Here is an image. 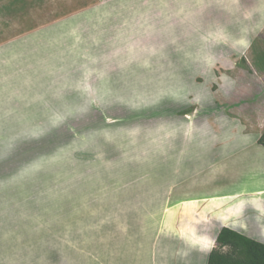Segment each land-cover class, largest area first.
<instances>
[{
    "label": "rangeland",
    "instance_id": "374dc122",
    "mask_svg": "<svg viewBox=\"0 0 264 264\" xmlns=\"http://www.w3.org/2000/svg\"><path fill=\"white\" fill-rule=\"evenodd\" d=\"M263 135L264 0H0V264L166 214L170 185L264 200ZM231 202L196 227L209 250L222 214L264 241Z\"/></svg>",
    "mask_w": 264,
    "mask_h": 264
},
{
    "label": "crops",
    "instance_id": "0c3cea01",
    "mask_svg": "<svg viewBox=\"0 0 264 264\" xmlns=\"http://www.w3.org/2000/svg\"><path fill=\"white\" fill-rule=\"evenodd\" d=\"M93 8H108V4L104 7L96 5ZM177 189V186L170 185L168 196L163 201L164 207L166 205V208L170 209L168 213L162 214L160 210L164 209H161L160 206H156L155 212L151 209L145 214L141 213L142 217L145 218H141V214L136 215V213H133L132 216L125 212H122L123 214L115 213V215L111 212V216L114 215L115 218L108 220V226L103 229L74 230L76 233L73 235L75 239L74 241L71 240L72 243H68V245L57 244V260L35 261L32 264H158L157 260L161 262L162 249H166L170 243L173 244L170 247H174L173 250L170 249L172 252L163 250L166 251L168 261H172V264H196L195 261L208 264L209 255L217 244V236L222 228L226 227L225 223L222 222L225 215L222 214V217L216 219L220 221L219 225L222 228L215 235L214 244L210 250L201 242L204 238L208 240V234L204 233L205 231L202 234L198 233L199 229L197 230L196 227L209 224L206 223V219L209 220L208 212H217L231 201L225 200V196L181 199L175 197ZM258 192H262V190ZM139 193L138 199L140 201V196L143 194ZM251 201L250 204H245L240 200L233 201L229 212L233 209L232 218H239L240 213L246 214L249 209H254L258 212L257 220L260 221L258 224H262L264 227V200L253 199ZM160 202L158 201L157 204H161ZM154 205L156 203L153 202L150 206ZM135 206L138 205L135 204ZM138 207L139 209L143 208V206ZM145 221L147 223H143ZM244 222L245 228L237 225V222L227 223V226H231V229L240 227L236 230L250 237L247 232L249 224L245 220ZM139 225L148 226V228L147 230L144 228L140 230L138 229ZM259 241L264 243L262 240ZM196 256L198 257L196 260H190L191 257ZM7 264L28 263L26 261H11Z\"/></svg>",
    "mask_w": 264,
    "mask_h": 264
},
{
    "label": "trees",
    "instance_id": "16d2710c",
    "mask_svg": "<svg viewBox=\"0 0 264 264\" xmlns=\"http://www.w3.org/2000/svg\"><path fill=\"white\" fill-rule=\"evenodd\" d=\"M259 144L264 146V135ZM217 246L208 264H264V243L224 227L216 239Z\"/></svg>",
    "mask_w": 264,
    "mask_h": 264
},
{
    "label": "bare ground",
    "instance_id": "6f19581e",
    "mask_svg": "<svg viewBox=\"0 0 264 264\" xmlns=\"http://www.w3.org/2000/svg\"><path fill=\"white\" fill-rule=\"evenodd\" d=\"M224 223H225V225H228L227 223H228V221H227V219H224ZM244 223V222H243ZM169 234H171V233H169Z\"/></svg>",
    "mask_w": 264,
    "mask_h": 264
}]
</instances>
